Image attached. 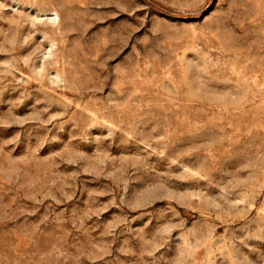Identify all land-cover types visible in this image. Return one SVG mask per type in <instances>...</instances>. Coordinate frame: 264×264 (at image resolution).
Masks as SVG:
<instances>
[{
	"label": "rangeland",
	"instance_id": "rangeland-1",
	"mask_svg": "<svg viewBox=\"0 0 264 264\" xmlns=\"http://www.w3.org/2000/svg\"><path fill=\"white\" fill-rule=\"evenodd\" d=\"M0 264H264V0H0Z\"/></svg>",
	"mask_w": 264,
	"mask_h": 264
}]
</instances>
